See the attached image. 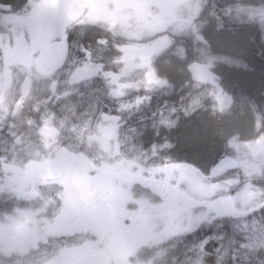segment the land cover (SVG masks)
<instances>
[{
    "label": "flooded vegetation",
    "instance_id": "1",
    "mask_svg": "<svg viewBox=\"0 0 264 264\" xmlns=\"http://www.w3.org/2000/svg\"><path fill=\"white\" fill-rule=\"evenodd\" d=\"M4 2L11 3L12 11H0V138L17 113H21V119L30 122L20 126L21 138L32 129L37 136L34 140L55 142L61 136H76L79 134H74L76 129L68 130L64 126L61 131H55L49 124L47 134H42L44 123H38L34 110L54 112L56 107L63 106L66 109L67 104L71 105L76 97H80L77 103L89 111L86 113L90 119L87 127L97 126L90 131V138L107 146V149L100 147L102 154L96 157L84 152L74 154L85 156L94 170L78 167L73 156L75 175L61 185V194L44 190L51 185L32 184L17 192L8 190L3 198L0 197V221L4 220L7 226L4 235L11 241L6 250L10 249L8 253L13 257H34L32 262L20 264H53L54 261L57 264H90L91 257L99 255L107 258L101 264H149L144 255L129 257L124 242L149 220L180 219L186 192L180 181L163 179L164 171L155 173L137 163L128 165L138 161L139 157L150 160L158 156L162 162L161 157L168 156V160L183 167L181 170L187 166L186 152L176 140V133L181 134L184 130L180 122L186 91L177 94L175 90L137 87L148 66L163 57H148L146 51L161 37L148 29L150 24L157 22L149 16L152 0ZM126 13L134 14L132 23L123 22ZM170 25L168 23L164 36L174 41L176 36L170 33ZM38 29L44 33L39 38ZM65 34L66 54L62 65L51 78L40 77L37 61L44 57L41 67L46 70L59 60L64 53ZM88 53H91L90 58ZM145 58L148 66H144ZM125 64L128 70L121 74ZM101 65L102 68L96 71ZM105 72L112 75L105 76ZM73 75L75 82L71 79ZM53 80L56 81L55 92L51 88ZM113 123L115 131L110 127ZM164 144L170 145L168 152L161 148ZM152 146L160 149L154 156ZM42 151L46 156V149L42 148ZM52 164H55L54 160L44 167H52ZM31 166L42 174L48 170ZM189 169L198 172L196 166H189ZM99 174L113 178L134 177L136 184L147 187L149 195L135 196L133 206H122L114 197L110 199L108 188L99 184ZM56 177L60 179V176ZM15 194L19 200H14ZM66 200L78 210L67 220L70 229H49L44 222L50 223ZM118 207L120 210L116 212ZM49 231H58V234L47 235L46 239L38 240L37 246H32L33 240ZM62 249L68 251L61 255ZM147 251L151 255L153 250ZM162 264L176 263L170 259Z\"/></svg>",
    "mask_w": 264,
    "mask_h": 264
},
{
    "label": "rangeland",
    "instance_id": "2",
    "mask_svg": "<svg viewBox=\"0 0 264 264\" xmlns=\"http://www.w3.org/2000/svg\"><path fill=\"white\" fill-rule=\"evenodd\" d=\"M214 2H219L226 9L223 14L228 12L230 22L234 21L231 23H244L243 29L226 33L210 27L215 32H209L206 23L213 14ZM151 3L149 16L154 21L170 23V33L176 39L173 47L162 58L150 64L157 78L165 80L166 84L146 89H169L177 91V94L181 90L186 91L181 105L184 111L181 127L184 129L188 120L206 112L208 118L214 119L217 143L212 149L210 146L212 152L207 158L186 152L187 166L184 170L176 162L168 160V156L161 157L162 162L158 156L150 160L139 157L138 161L128 165L137 163L155 173L164 171L163 179L176 183L180 181L186 192V202L180 219L163 217L147 221L124 242V249L129 257L144 255L149 264H162L170 259L176 264H264V217L259 213L255 216L245 214L201 219L205 213L209 217L215 215L209 212L208 205L218 196L235 195L236 190L245 183L255 187L264 185V65L249 42L250 37L259 42L264 58V0H152ZM134 17L132 13H126L122 17L123 22L132 23ZM251 25L256 26L257 32ZM198 35H202L208 43L198 40ZM205 45L211 50L196 51ZM191 46L195 51H191ZM209 60L222 79L220 87L201 89L195 84L188 87L185 82L188 78L187 64L191 61L209 64ZM144 83L143 76L137 87L145 88ZM197 97L199 105L190 108L192 100ZM75 99L71 105L67 104L66 109L63 106L56 107L54 112L44 109L34 112H37L38 123L48 120L55 131H61L64 126L68 130L76 129L74 134L79 133L76 136H61L55 142L39 138L34 140V136H37L32 129L21 138L18 132L20 126L26 124V118L21 119V113L12 117L9 127L1 133L0 138L1 198L8 190L17 192L32 184L51 185L44 190L50 194H61V185L75 175L72 158L76 152L96 157L102 154L100 147L107 149L106 143L97 144L94 138H90V131L97 126L87 127L90 119L86 113L89 111L77 103L80 97ZM29 115L32 118L31 112ZM68 130L65 132L70 133ZM42 148L46 149V156ZM161 148L168 152L171 147L164 144ZM152 150L154 156L160 149L152 146ZM52 160L55 161L52 167H44ZM32 164L48 170L44 174L35 172ZM189 166H196L198 172H192ZM218 166L224 171L213 176L212 170ZM20 171H23L22 174ZM56 176H60V179ZM97 177L100 178L99 184L110 190V199L114 197L123 206H133L135 196L141 198L149 195L147 187L142 183L136 184L134 177L113 178L101 174ZM228 180L240 183L229 186L227 193L220 191L210 197L201 195L199 184H225ZM14 200H19L17 194ZM235 207L240 209L242 206L237 202ZM244 211L248 212L247 206H244ZM3 221H0V264L32 262L34 257L21 259L6 254L11 241L4 235L7 226ZM224 226L235 236V239H229V243L224 241ZM241 244L251 247H241ZM149 248L153 250L151 255L147 251Z\"/></svg>",
    "mask_w": 264,
    "mask_h": 264
},
{
    "label": "snow or ice",
    "instance_id": "3",
    "mask_svg": "<svg viewBox=\"0 0 264 264\" xmlns=\"http://www.w3.org/2000/svg\"><path fill=\"white\" fill-rule=\"evenodd\" d=\"M0 11H3L5 13L11 12L12 11V5L11 3H5L4 0H0ZM44 33L42 30L38 29V38L40 36H43ZM197 39L202 41L203 43L207 44V40L202 36L198 35ZM64 40V53L61 55L59 60H56L54 63H51L45 70V68L41 67V64L44 62V57L41 58L40 61H37V71L40 75V77L43 78H51L52 75L56 72L59 66L62 65L63 63V58L64 54H66V42H67V34L63 36ZM171 41L168 39H162L160 41L154 42L151 49L150 53H160L164 50H166L168 47H170ZM45 47H49V45L45 44ZM125 51V55H126ZM88 56L90 58L91 53H88ZM124 57H121L123 59ZM144 66H148V61L147 58L144 60ZM211 66V60H209L208 65H203L199 63L195 64H190L189 70L192 75V78L196 80L197 82H215V77L214 75L209 71V68ZM102 68L101 66H97L96 71H99ZM128 70V65L125 64L124 69L121 70V74H125ZM92 75H95V72L92 73ZM105 76H110L112 75L111 73L105 72ZM72 81L75 82L76 77L75 75L72 76ZM115 79V78H113ZM145 83L144 87L145 88H150L152 86L156 85H164L166 84L165 80H161L157 78L155 71L153 68L148 66V70L145 73L144 77ZM52 91L55 92L56 89V81H52L51 84ZM114 95H123V93H114ZM219 98V97H218ZM200 103L199 97L194 98L190 104V108L198 106ZM122 107H124L122 105ZM47 126H48V120L44 121V127L41 128V133L42 134H47ZM113 131H115V124L113 123L110 125ZM224 171L223 168L215 167L212 170V175L215 176L218 172ZM248 175H251L248 173ZM199 183V182H198ZM239 181H233V180H228L225 184H220V183H213L210 185L205 186L204 184H199L200 192L201 195L205 196H213L217 192L223 191L225 193L228 192L229 186H233L236 184H239ZM19 194V193H18ZM239 202L241 204V208L237 209L235 207L236 203ZM227 205V207H225ZM244 206L248 207V212L245 213L244 211ZM209 212L215 213L213 217H209L208 213H205L201 219L202 220H210L214 219L216 217H224V216H241L245 214H251L255 216L257 213H259L262 217H264V185H261L259 187H255L251 183H245L243 184L242 187H239L235 195H221L218 196L216 200L211 201L208 205ZM78 210L69 202L65 201V206L60 209L59 213L54 217V219L49 223L48 221H45L44 223L48 225L49 229H57V230H69L70 225H68L67 220L69 217L76 215ZM12 218L9 217V220ZM58 231H49L45 233V236L43 237H38L36 240H33L32 246L35 247L37 246L38 240L39 239H46L47 235H57ZM247 239V238H246ZM241 247H251V245L248 244H241ZM11 250H6V254L10 252ZM67 249H62L61 250V255H63ZM131 254V253H129ZM53 264H57V261H54Z\"/></svg>",
    "mask_w": 264,
    "mask_h": 264
},
{
    "label": "trees",
    "instance_id": "4",
    "mask_svg": "<svg viewBox=\"0 0 264 264\" xmlns=\"http://www.w3.org/2000/svg\"><path fill=\"white\" fill-rule=\"evenodd\" d=\"M223 9L219 2H214L213 6V16L209 19L206 23V27L213 26L217 30L222 32H228L233 27L234 30H237L238 27H242L244 23L234 24L229 20V14L226 12L223 14ZM252 28L257 32L256 26L251 25ZM228 39V38H227ZM213 41V40H212ZM251 41V42H250ZM249 42L251 43V48L259 54V59L262 63H264V58L261 55V49L259 46V42L257 43L253 37H250ZM256 42V43H255ZM215 44V42H213ZM192 47V46H191ZM199 49L203 50L204 52L210 51L211 49L207 48V46H202V48H197L196 51ZM191 51H195L192 47ZM264 65V64H263ZM183 132L181 134L176 133V140L177 145L180 143V146L184 148L185 152L191 153L195 156H199L202 158H207V156L212 152V147L217 143V132L215 131V123L214 119L208 118L207 113L204 112L200 117H193L191 120H188V124L185 125ZM211 146V149H210ZM188 148V149H187ZM188 150V151H187ZM210 150V152L208 151ZM187 154V153H186ZM225 232V240L228 243L231 242L229 239L234 238L235 236L230 232L226 226L223 227Z\"/></svg>",
    "mask_w": 264,
    "mask_h": 264
},
{
    "label": "water",
    "instance_id": "5",
    "mask_svg": "<svg viewBox=\"0 0 264 264\" xmlns=\"http://www.w3.org/2000/svg\"><path fill=\"white\" fill-rule=\"evenodd\" d=\"M149 28L151 29V30H153L156 34H162V33H164L165 32V30H166V24L164 23V22H158V23H155L154 25H152V26H149ZM162 39H168V38H166V37H163ZM161 39V40H162ZM150 49H151V47L148 49V52L150 53ZM163 52V51H162ZM162 52H160V53H150V56H153V55H160ZM193 64H195V63H193ZM204 65V64H203ZM209 71L214 75V77H215V82H208V81H204V82H197L196 80H194L193 78H192V75H191V73H190V70H189V67H188V73L191 75V79H192V81H194V82H197V83H200V84H202V85H208V86H210V87H217L218 86V81L220 80V78H219V76L216 74V73H214L213 71H212V66H210V68H209ZM75 161H76V163H77V165L79 166V167H81V168H85V169H88V170H91L90 168V164L88 163V161H87V159L84 157V156H82V155H77L76 157H75Z\"/></svg>",
    "mask_w": 264,
    "mask_h": 264
},
{
    "label": "bare ground",
    "instance_id": "6",
    "mask_svg": "<svg viewBox=\"0 0 264 264\" xmlns=\"http://www.w3.org/2000/svg\"><path fill=\"white\" fill-rule=\"evenodd\" d=\"M210 27H213V26H208V27H207V30H208ZM242 29H243L242 27H238L237 30H234V28H231L229 32L235 31V33H236V31L238 32V31H240V30H242ZM207 30H206V31H207ZM208 31H209V32H210V31L215 32L213 29H209ZM229 32H228V33H229ZM255 43H256V42H255ZM263 64H264V63H263Z\"/></svg>",
    "mask_w": 264,
    "mask_h": 264
}]
</instances>
